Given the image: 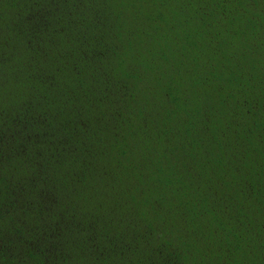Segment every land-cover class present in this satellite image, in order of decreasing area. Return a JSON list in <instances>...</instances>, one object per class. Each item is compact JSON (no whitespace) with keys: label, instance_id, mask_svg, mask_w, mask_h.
<instances>
[{"label":"trees","instance_id":"1","mask_svg":"<svg viewBox=\"0 0 264 264\" xmlns=\"http://www.w3.org/2000/svg\"><path fill=\"white\" fill-rule=\"evenodd\" d=\"M0 264H264V0H0Z\"/></svg>","mask_w":264,"mask_h":264}]
</instances>
